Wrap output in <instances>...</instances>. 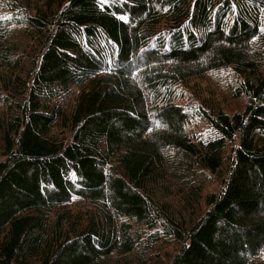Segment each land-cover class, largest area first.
<instances>
[{
  "label": "trees",
  "instance_id": "1",
  "mask_svg": "<svg viewBox=\"0 0 264 264\" xmlns=\"http://www.w3.org/2000/svg\"><path fill=\"white\" fill-rule=\"evenodd\" d=\"M0 264H264V0H0Z\"/></svg>",
  "mask_w": 264,
  "mask_h": 264
},
{
  "label": "rangeland",
  "instance_id": "2",
  "mask_svg": "<svg viewBox=\"0 0 264 264\" xmlns=\"http://www.w3.org/2000/svg\"><path fill=\"white\" fill-rule=\"evenodd\" d=\"M19 37L22 38V35L18 34ZM30 45H34V40L33 39H28L25 41V44ZM231 77V76H230ZM229 78V75L226 72H222L219 74H213V75H209L205 78H195L193 79L192 82H190L189 85H187V87L191 90L190 92L192 93H196L197 95L201 96L200 94H202L201 92L207 94L209 96V98H213L212 101H215L214 104H227L228 100L232 97H229L228 95H226L225 93H223L222 91H220L219 88V82L220 80H227ZM218 80V81H217ZM203 97V96H202ZM204 99V98H203ZM228 99L227 102L223 103L222 100ZM230 106H233L235 104V100H230ZM224 106V105H223ZM195 131H198L197 128H194ZM174 182V181H173ZM210 186V185H209ZM173 208L176 209V212L178 211H183L186 215V217L188 218L189 216V212L188 211H184L186 210L184 207H182L180 204H178V202H174L173 203ZM197 209V207H195Z\"/></svg>",
  "mask_w": 264,
  "mask_h": 264
}]
</instances>
